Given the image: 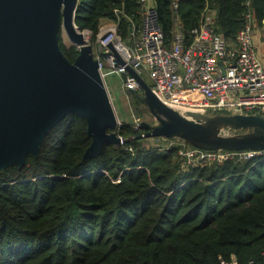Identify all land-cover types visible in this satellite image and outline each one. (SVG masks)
<instances>
[{
	"label": "trees",
	"instance_id": "1",
	"mask_svg": "<svg viewBox=\"0 0 264 264\" xmlns=\"http://www.w3.org/2000/svg\"><path fill=\"white\" fill-rule=\"evenodd\" d=\"M153 5L166 47L176 22L189 41L207 15L229 43L247 10L264 30V0ZM115 12L118 35L129 42L131 26L141 24L138 0H78L74 24L90 35L93 53L101 24L115 21ZM60 45L72 63L77 48ZM138 133L122 124V145L104 144L98 156L83 160L91 142L86 122L69 114L37 158L28 155L21 169L0 172V264H218L231 256L263 264L264 156L181 171L178 153L188 146L173 140L161 152L133 140Z\"/></svg>",
	"mask_w": 264,
	"mask_h": 264
},
{
	"label": "water",
	"instance_id": "2",
	"mask_svg": "<svg viewBox=\"0 0 264 264\" xmlns=\"http://www.w3.org/2000/svg\"><path fill=\"white\" fill-rule=\"evenodd\" d=\"M78 0H0V172L21 169L38 157L50 131L69 114L86 122L91 142L83 160L104 144L120 146V124L106 92L92 47L75 24ZM78 50L71 63L60 32ZM108 49L114 66H124L139 91H129L155 121L141 122L133 140L164 139L205 152H264V115L179 110L162 103L150 86Z\"/></svg>",
	"mask_w": 264,
	"mask_h": 264
},
{
	"label": "built area",
	"instance_id": "3",
	"mask_svg": "<svg viewBox=\"0 0 264 264\" xmlns=\"http://www.w3.org/2000/svg\"><path fill=\"white\" fill-rule=\"evenodd\" d=\"M138 5L141 24L139 28L131 26L130 43L125 45L118 35V12H115V21L100 27L93 56L98 61L101 77L107 63L120 73L127 92L139 91L137 81L125 67L114 66V58L108 49L113 45L119 50L125 66L139 77H145L154 95L170 107L209 115L254 112L264 115V66L255 52L253 33L257 25L250 10L245 13L244 25L233 43L215 32L212 17L207 15L191 32L189 41L175 21L172 43L166 47L153 0H138ZM246 6L248 8V2ZM156 141L162 142L157 146L161 152H167L175 142L158 138ZM120 142L122 145L123 139L120 138ZM178 154L183 159L181 171L227 161L248 162L256 156H264V152H205L190 147ZM262 258L264 264V251ZM218 264L241 263L231 256L228 260L219 259Z\"/></svg>",
	"mask_w": 264,
	"mask_h": 264
},
{
	"label": "rangeland",
	"instance_id": "4",
	"mask_svg": "<svg viewBox=\"0 0 264 264\" xmlns=\"http://www.w3.org/2000/svg\"><path fill=\"white\" fill-rule=\"evenodd\" d=\"M106 26L104 22L101 24V27ZM85 40L89 43L90 35L87 32H84ZM61 43L66 47L70 48L73 45L69 42L66 34L63 30L60 32ZM124 42V44H128ZM91 45V44H90ZM94 45H96L94 43ZM75 47V46H73ZM96 46H94V50ZM102 79L106 92L108 94L110 103L114 110L117 121L120 125L122 124H132L134 127L136 124L141 122H146L151 125L155 123L154 119L145 112L144 106H138L134 103V100L129 92L124 88V80L121 77L120 73L115 72L110 66L106 63L102 69ZM142 79L147 83V79L142 77ZM161 140V139H159ZM162 142H157L156 138L144 140L145 147H157L161 145ZM263 156V155H262Z\"/></svg>",
	"mask_w": 264,
	"mask_h": 264
},
{
	"label": "crops",
	"instance_id": "5",
	"mask_svg": "<svg viewBox=\"0 0 264 264\" xmlns=\"http://www.w3.org/2000/svg\"><path fill=\"white\" fill-rule=\"evenodd\" d=\"M104 24H107V21H103ZM253 43L255 47V52L261 63L264 66V30L263 28L256 29L253 33Z\"/></svg>",
	"mask_w": 264,
	"mask_h": 264
},
{
	"label": "bare ground",
	"instance_id": "6",
	"mask_svg": "<svg viewBox=\"0 0 264 264\" xmlns=\"http://www.w3.org/2000/svg\"><path fill=\"white\" fill-rule=\"evenodd\" d=\"M115 51H116L117 53H119V50H118V49H116V48H115Z\"/></svg>",
	"mask_w": 264,
	"mask_h": 264
}]
</instances>
